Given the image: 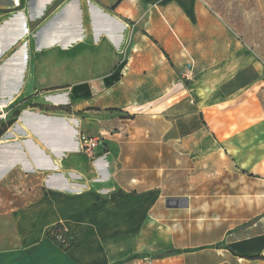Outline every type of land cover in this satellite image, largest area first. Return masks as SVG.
Returning <instances> with one entry per match:
<instances>
[{
	"label": "crops",
	"instance_id": "0c3cea01",
	"mask_svg": "<svg viewBox=\"0 0 264 264\" xmlns=\"http://www.w3.org/2000/svg\"><path fill=\"white\" fill-rule=\"evenodd\" d=\"M194 62L264 82V0H0V111L22 108L0 138V264H142L161 243L177 253L157 264H264L257 92L210 139L182 83ZM199 135L217 183L195 194Z\"/></svg>",
	"mask_w": 264,
	"mask_h": 264
},
{
	"label": "rangeland",
	"instance_id": "374dc122",
	"mask_svg": "<svg viewBox=\"0 0 264 264\" xmlns=\"http://www.w3.org/2000/svg\"><path fill=\"white\" fill-rule=\"evenodd\" d=\"M219 49H215L216 56L220 55ZM214 60H218L217 58ZM191 74H188L190 81L182 80V83H193L194 94H195V109L198 113L195 116V124L199 125L202 123L203 131H210V139L216 138V131L210 127L216 128V122L221 121H235L241 120V106L248 104L249 90L257 92V120L259 122V139L264 137V82L256 81L252 85L249 82L255 79L257 73L253 69L243 71L240 75H235L237 70L236 65H222L216 63H195L192 64ZM185 72V71H184ZM186 78V77H185ZM247 85V86H244ZM242 86V88H240ZM200 116V117H199ZM210 125V126H209ZM202 135L195 137L196 145L198 149H195L194 157V175L193 178L188 176V180H193L195 194L201 192V186L215 184V175H205L202 172V166L200 157L202 149L200 144ZM186 162L179 161L178 170L176 173L172 171V187H176L178 193H185L186 187ZM191 174V173H190ZM177 175L175 178L174 176ZM173 184V182H175ZM204 181V182H203ZM212 190H215L211 188ZM210 189V191H211ZM208 191V190H206ZM206 195H215L211 192H207ZM156 253L143 252L138 254L136 258L142 261V264H157L154 262L155 259L162 258L166 255L175 254L177 250L174 248L167 249L168 243H161L157 245Z\"/></svg>",
	"mask_w": 264,
	"mask_h": 264
},
{
	"label": "trees",
	"instance_id": "16d2710c",
	"mask_svg": "<svg viewBox=\"0 0 264 264\" xmlns=\"http://www.w3.org/2000/svg\"><path fill=\"white\" fill-rule=\"evenodd\" d=\"M22 108L13 107L12 115L6 121L0 120V138L7 132V130L15 123L17 117L20 115ZM47 238L53 241L62 251H69L76 242L71 234L65 229L61 223L56 224L48 233ZM254 259L264 260L263 256H258Z\"/></svg>",
	"mask_w": 264,
	"mask_h": 264
},
{
	"label": "built area",
	"instance_id": "2783aa9c",
	"mask_svg": "<svg viewBox=\"0 0 264 264\" xmlns=\"http://www.w3.org/2000/svg\"><path fill=\"white\" fill-rule=\"evenodd\" d=\"M15 107V106H13ZM12 107V108H13ZM12 113H4L3 111H0V120L6 121L10 118ZM99 144V139L93 138V137H84L82 140V153L84 155H87L91 158L94 157V150Z\"/></svg>",
	"mask_w": 264,
	"mask_h": 264
},
{
	"label": "water",
	"instance_id": "95a60500",
	"mask_svg": "<svg viewBox=\"0 0 264 264\" xmlns=\"http://www.w3.org/2000/svg\"><path fill=\"white\" fill-rule=\"evenodd\" d=\"M25 112H27V110H24L22 112V117H23ZM3 140H4V138H3ZM169 205H171L172 207H184V200H180V199L170 200Z\"/></svg>",
	"mask_w": 264,
	"mask_h": 264
}]
</instances>
